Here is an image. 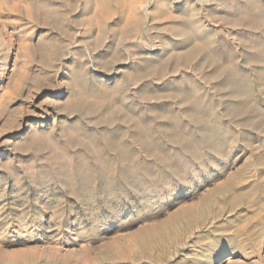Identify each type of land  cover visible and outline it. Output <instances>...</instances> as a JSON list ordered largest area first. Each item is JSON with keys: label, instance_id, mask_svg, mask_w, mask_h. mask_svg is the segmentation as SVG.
<instances>
[{"label": "rangeland", "instance_id": "rangeland-1", "mask_svg": "<svg viewBox=\"0 0 264 264\" xmlns=\"http://www.w3.org/2000/svg\"><path fill=\"white\" fill-rule=\"evenodd\" d=\"M0 264H264V0H0Z\"/></svg>", "mask_w": 264, "mask_h": 264}]
</instances>
